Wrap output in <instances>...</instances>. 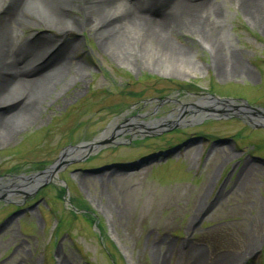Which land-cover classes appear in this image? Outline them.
<instances>
[{"label": "rangeland", "instance_id": "rangeland-1", "mask_svg": "<svg viewBox=\"0 0 264 264\" xmlns=\"http://www.w3.org/2000/svg\"><path fill=\"white\" fill-rule=\"evenodd\" d=\"M139 1L145 15L161 18ZM212 1L217 20L193 11L164 46L141 25L116 24L98 36L75 4L70 32L44 23L21 28L27 38L48 36L56 50L67 40L66 61L8 95L9 102L28 97L24 116L1 121L12 106H0V182L44 170L67 147L103 133L110 140L69 155L45 186L0 194V264H195L193 257L264 264V115L248 107L264 110V6ZM103 18L117 19L114 10ZM147 122L160 124L147 129ZM162 150L164 160L137 170H102ZM91 212L96 222L84 216Z\"/></svg>", "mask_w": 264, "mask_h": 264}, {"label": "bare ground", "instance_id": "bare-ground-1", "mask_svg": "<svg viewBox=\"0 0 264 264\" xmlns=\"http://www.w3.org/2000/svg\"><path fill=\"white\" fill-rule=\"evenodd\" d=\"M127 1L92 0L89 3L88 0H9L6 3V0H0V72H3L7 76V79L0 83V106H12L9 107L11 114L8 118L3 116L1 121L3 119L7 121L11 116H24L26 110L31 108L30 101L26 95L24 97L23 94L20 95L13 102L8 101L11 99L8 95H15L23 85L30 87L48 75L50 77V73L58 71L65 65L64 61H66V58H64V47L68 45L67 40L62 41L61 47L59 46L56 50V46H53V44L51 48V42L48 36L38 34L36 36L28 35L27 38L22 36L21 28H29L32 25L44 23L47 28L57 26L60 29L57 32L62 31V29L70 32L76 26L75 21L68 15V10L71 9V5L75 4L80 5L84 14L87 16L83 24L85 26L90 25L91 30L98 36L104 35L108 29L116 26V24L124 26L141 25L144 32L147 33V36L155 39L157 45L161 44V46H164L165 42H162L163 39L176 25H179L180 21H192L193 11H204L215 20H217V14L219 12L217 11V5L212 0H146L147 3L149 2L161 12V18L155 19L145 15L144 9L147 5L140 4L139 0ZM241 1L244 2V0ZM246 1L255 3L257 0ZM260 3L264 6V0H261ZM111 10L115 11L117 17L112 23L104 21V18L102 19L103 14ZM250 10L249 6L245 8L247 15L251 14ZM107 38L110 37L107 36ZM50 48L51 50L55 49V52L47 56L51 52ZM207 49L211 50L210 46ZM176 61H179V59ZM37 62L41 63L38 67H34V63L37 64ZM42 69H45V72H42L37 77H33L34 74L41 72ZM242 70L244 71L243 73H248L245 67ZM64 75H66V72L62 74V76ZM58 81V76L52 78L51 83L45 89L42 96L52 92L53 86ZM185 108L189 107L186 106ZM190 117H192V114ZM163 121L161 120V123ZM155 124L159 125L160 123L147 122L145 126L149 129L152 126H156ZM102 137H107V134L105 135L103 133L94 141H99ZM87 149L85 147L70 148L68 149L69 152L66 151V155L69 156L76 152L81 154L86 152ZM24 177L26 179L16 180L17 185H13V187L22 189L25 193L35 187V183L40 182L42 178L40 177V180H38L37 178L29 179L28 176ZM25 184L28 185L26 186ZM21 185L24 187H21ZM9 187L10 185H0V192H3ZM9 197L11 196L9 195ZM193 260L195 264H200L198 257H193Z\"/></svg>", "mask_w": 264, "mask_h": 264}, {"label": "water", "instance_id": "water-1", "mask_svg": "<svg viewBox=\"0 0 264 264\" xmlns=\"http://www.w3.org/2000/svg\"><path fill=\"white\" fill-rule=\"evenodd\" d=\"M248 107L251 108V109H253V110H255L256 112H258L261 116L264 115L263 110L258 109V108H252L250 106H248ZM106 141H108V140H106ZM100 143H102V142H97V143H81L78 146L67 147L61 153V155L59 156V158L56 160V162L52 166H50V167H48V168H46V169H44V170H42L40 172L31 174V175H18V176H15L13 178L15 180H18V179L24 180V179H26V177H24V176H28L29 179L30 178H32V179L33 178H37L38 180H40V177H42L41 178V181L35 183V185H34L35 187L31 188L30 191H32L34 189H37V188L41 187L42 185H46L50 180H52L54 177H56V173H57L58 166H62L63 164H66L67 163V158H65V157L67 156L66 155V153H67L66 151H68V149H70V148L85 147V148H88L87 151H86V155H87V154L91 153L97 147V145H99ZM175 149L177 150L178 149V146L175 147V148H173V150H175ZM160 154L161 153L159 152V153H156V154H154L152 156H148V157L142 158L138 162H135V163L125 164V165H111V166H106V167L103 168V170L104 169H108V168H110L112 166L119 167V168H122V169H127V168H129L131 170L138 169L140 166H144V165L150 163V161H152L154 158H157ZM164 154L167 156L169 154V152H165ZM37 179H35V180H37ZM41 183H42V185L40 186ZM14 185H17V184L15 183ZM25 185L27 186L28 184H25ZM21 187H24V186L21 185ZM13 192L23 193L24 191L22 189L20 190V189H17L15 187H14V189H12V188L9 187V188H6L2 192V196L1 197L2 198H5V197L11 195V193H13Z\"/></svg>", "mask_w": 264, "mask_h": 264}, {"label": "trees", "instance_id": "trees-1", "mask_svg": "<svg viewBox=\"0 0 264 264\" xmlns=\"http://www.w3.org/2000/svg\"><path fill=\"white\" fill-rule=\"evenodd\" d=\"M63 191H64V189L63 188H60V190H58V192H61V193H63ZM61 194L59 193V196H60ZM73 212H71V214H72ZM85 217H88L92 222L94 221V218L91 216L90 217V215L88 216V214H86V215H84ZM87 218V219H88Z\"/></svg>", "mask_w": 264, "mask_h": 264}, {"label": "flooded vegetation", "instance_id": "flooded-vegetation-1", "mask_svg": "<svg viewBox=\"0 0 264 264\" xmlns=\"http://www.w3.org/2000/svg\"><path fill=\"white\" fill-rule=\"evenodd\" d=\"M172 102V101H171ZM1 190V189H0Z\"/></svg>", "mask_w": 264, "mask_h": 264}]
</instances>
